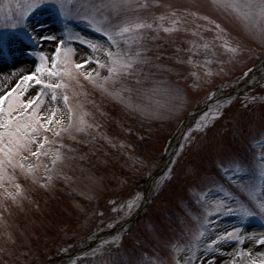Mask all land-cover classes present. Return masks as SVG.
Instances as JSON below:
<instances>
[{
	"label": "rangeland",
	"instance_id": "rangeland-1",
	"mask_svg": "<svg viewBox=\"0 0 264 264\" xmlns=\"http://www.w3.org/2000/svg\"><path fill=\"white\" fill-rule=\"evenodd\" d=\"M129 2L45 0L33 10L36 0H0V125L31 139L17 150L0 126V264H52L118 213L141 216L61 264H264V19L211 0ZM140 22L152 27H132ZM33 27L56 39L38 45ZM109 49L142 59L112 73ZM86 50L106 66L77 69ZM34 72L43 84L23 81ZM214 95L223 96L189 119ZM204 112L206 126L194 128ZM168 158L145 206L139 185Z\"/></svg>",
	"mask_w": 264,
	"mask_h": 264
},
{
	"label": "snow or ice",
	"instance_id": "snow-or-ice-1",
	"mask_svg": "<svg viewBox=\"0 0 264 264\" xmlns=\"http://www.w3.org/2000/svg\"><path fill=\"white\" fill-rule=\"evenodd\" d=\"M45 0H36V3L30 5L29 7L33 10L38 9L40 7L43 6ZM212 6L216 9H221V10H226V11H230V10H239L241 8H243L245 11L243 13V19L245 21H252L254 18L259 17L261 19H264V0H245V2L243 4H239L236 2V0H211ZM109 7L112 8H116V9H120V8H127V7H131V4L129 2V0H110V3L107 5ZM163 19V18H161ZM91 23V21H89ZM13 27H15V25H13ZM135 29H142V28H151L152 25L151 24H146L143 22L140 23H136L134 26ZM132 27H124L120 30V33L117 34H121V33H126L132 30ZM217 28L219 29V25H217ZM96 31H100L103 33L104 36H106L108 38L109 41H111L113 44L116 43V41L113 39V36L108 32L105 31L103 28H96ZM164 31H170V29L165 28ZM260 39H264V27H260L256 33ZM30 38L36 42L38 45L40 44L41 41H45V40H54L56 39L54 36H46L44 35L43 32H39L36 30V27H33L32 32L29 34ZM81 43L85 44L86 47L88 49H92L93 52H95L98 48V45L93 42L90 41L86 38L81 39ZM62 44V42H61ZM233 51H236V49H233ZM41 60V64H40V71H45V65L43 63L44 60H46L48 57L47 55L43 52L40 51L39 53H36ZM59 50H57L56 52V56L59 57ZM108 57L112 58V67L110 69V71L112 73H117V66L119 65L120 68L123 71H130L133 67V62L135 61H140L142 59V57L140 56L139 52L136 54L135 57H130L128 61H120L116 56H114L113 52L111 49L108 50L107 52ZM84 57L80 63H77L75 65V67L77 69L83 68L85 65L87 64H91V63H95L96 65H99L101 68H104L106 65L104 62H102L100 59H96L94 56L90 57L89 53L87 52V50L84 52ZM67 58L65 60V63H67ZM47 71L51 72L53 75H56L57 73L52 72V69H47ZM65 71L67 72L68 69H65ZM89 78H91V73L87 74ZM97 75H99V73H97ZM23 81H34L36 84H43L44 81H42L41 79H39L37 77V74L34 73H30L28 76L23 78ZM22 81V83H23ZM52 86V85H50ZM100 87H104V84H101ZM117 95H119V93H116ZM7 99V97H0V112L3 111V103L4 100ZM39 99V95L37 96V100ZM64 100L67 101L68 97L65 96ZM36 101L34 100H29L27 102V105L29 107H31V105L33 103H35ZM209 111H211V109H209ZM219 110H217L213 116L211 118H215V116H218ZM52 116H55V113H52ZM208 112H204L201 113L200 115V123H196L193 125L194 128H200V127H204L205 125V121L208 119ZM43 123H45V125L51 123V120L48 121H43ZM4 128H8L9 131L6 133L7 137L10 138L9 142L13 143L15 145V148L17 150H23L26 149L28 147V144L31 143V139L27 136H21L20 135V129L17 128L14 131L11 130L10 125L9 124H2L0 125ZM33 131H35V129H32ZM46 139V138H45ZM41 147H43V144H41ZM9 153L12 151L11 148L8 149ZM37 153H33V155H36ZM7 163H12L13 162V157L11 155H9L7 157L6 160ZM134 205H128L129 208L133 207ZM259 208L260 209H264V203H260L259 204ZM228 211H231V209H228ZM248 214H251V212H249ZM226 235H231V233H227ZM212 243H215V241H212ZM260 243L264 244V240H261Z\"/></svg>",
	"mask_w": 264,
	"mask_h": 264
},
{
	"label": "trees",
	"instance_id": "trees-1",
	"mask_svg": "<svg viewBox=\"0 0 264 264\" xmlns=\"http://www.w3.org/2000/svg\"><path fill=\"white\" fill-rule=\"evenodd\" d=\"M215 96L216 95H214L213 98ZM143 183H144V180H143ZM139 187H141V185H139ZM122 215H123V213H118L117 216H115L111 221L105 220L106 222H102V225H104V226H101L102 227L101 229H109L111 227V223H114V222L118 223L122 218H124V216H122ZM53 256H54V258H57L60 255L57 253V254H54Z\"/></svg>",
	"mask_w": 264,
	"mask_h": 264
},
{
	"label": "water",
	"instance_id": "water-1",
	"mask_svg": "<svg viewBox=\"0 0 264 264\" xmlns=\"http://www.w3.org/2000/svg\"><path fill=\"white\" fill-rule=\"evenodd\" d=\"M221 96H219V97H217V99L218 98H220ZM216 99V100H217ZM209 105L210 104H207L206 106H205V108H208L209 107ZM198 114V113H197ZM162 173V169H160L159 171H158V173L147 183V185H146V188H145V194L147 193V191L150 189V187H151V185H152V183L154 182V180L160 175ZM135 219V218H134ZM125 224H120L117 228H115L113 231H111V233H116L118 230H120L123 226H124ZM100 237V236H99ZM98 237V238H99ZM90 246H92V245H90ZM72 255H74V254H72ZM67 257V256H66ZM61 260V259H60ZM59 260V261H60Z\"/></svg>",
	"mask_w": 264,
	"mask_h": 264
},
{
	"label": "bare ground",
	"instance_id": "bare-ground-1",
	"mask_svg": "<svg viewBox=\"0 0 264 264\" xmlns=\"http://www.w3.org/2000/svg\"><path fill=\"white\" fill-rule=\"evenodd\" d=\"M48 30H50V33H52V34L54 33V28H53V27L49 28ZM44 47H45L44 49L47 50L48 47H50V46L47 44V45H45ZM238 91H239V90H238Z\"/></svg>",
	"mask_w": 264,
	"mask_h": 264
}]
</instances>
